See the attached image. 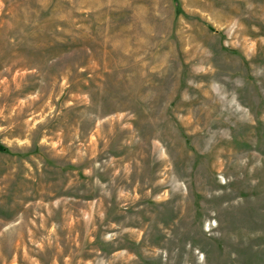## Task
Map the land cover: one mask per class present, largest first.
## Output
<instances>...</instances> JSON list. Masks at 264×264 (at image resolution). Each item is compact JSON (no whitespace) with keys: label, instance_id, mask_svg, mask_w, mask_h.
<instances>
[{"label":"rangeland","instance_id":"1","mask_svg":"<svg viewBox=\"0 0 264 264\" xmlns=\"http://www.w3.org/2000/svg\"><path fill=\"white\" fill-rule=\"evenodd\" d=\"M0 264H264V0H0Z\"/></svg>","mask_w":264,"mask_h":264},{"label":"trees","instance_id":"2","mask_svg":"<svg viewBox=\"0 0 264 264\" xmlns=\"http://www.w3.org/2000/svg\"><path fill=\"white\" fill-rule=\"evenodd\" d=\"M0 150H2L1 146H0Z\"/></svg>","mask_w":264,"mask_h":264}]
</instances>
